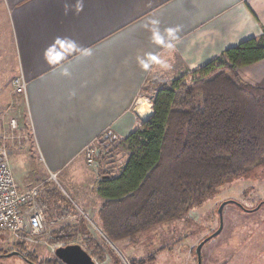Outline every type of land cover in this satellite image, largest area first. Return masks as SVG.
Returning <instances> with one entry per match:
<instances>
[{
	"label": "crops",
	"instance_id": "1",
	"mask_svg": "<svg viewBox=\"0 0 264 264\" xmlns=\"http://www.w3.org/2000/svg\"><path fill=\"white\" fill-rule=\"evenodd\" d=\"M0 17L28 82L39 159L74 204L68 191L85 204L90 180L97 181L94 218L101 226L102 174L117 176L124 166L104 160L152 116L145 89L184 75L190 82V72L261 36L264 0H0ZM238 74L264 90V60ZM96 142L109 146L93 170L85 152Z\"/></svg>",
	"mask_w": 264,
	"mask_h": 264
},
{
	"label": "trees",
	"instance_id": "2",
	"mask_svg": "<svg viewBox=\"0 0 264 264\" xmlns=\"http://www.w3.org/2000/svg\"><path fill=\"white\" fill-rule=\"evenodd\" d=\"M262 60L264 32L190 72V82L184 75L171 83H150L152 116L118 143L128 152L120 173H103L99 183L105 200L99 217L110 241L133 242L159 226L186 221L222 185L264 165V90L238 74V68ZM46 200L53 207L47 216L62 219L77 212L60 191L48 190ZM74 236L64 227L52 243L68 245ZM99 248L88 241L92 257L99 256ZM25 257L32 264H65L32 253Z\"/></svg>",
	"mask_w": 264,
	"mask_h": 264
},
{
	"label": "rangeland",
	"instance_id": "3",
	"mask_svg": "<svg viewBox=\"0 0 264 264\" xmlns=\"http://www.w3.org/2000/svg\"><path fill=\"white\" fill-rule=\"evenodd\" d=\"M172 58L175 59V56ZM18 74L19 66L12 42L8 40L6 30L0 31V146L5 137L11 136L13 120L21 131L29 135L28 140L21 144L13 140V136L10 137L7 143L10 163L21 189L44 185L45 197L41 198L40 207L45 214L53 209L46 200L48 190L62 192L63 187L66 191L68 189L60 177L59 182L51 179L39 159L27 103L13 88V80ZM149 93L150 88L145 89L144 94L148 96ZM93 145L103 151L98 142ZM127 158V150L121 147L105 158L104 165L111 167L115 163L113 167L116 168L125 164ZM90 182L84 196L86 202L88 200L95 206L92 208L86 202L82 203L68 191L77 212L62 219L52 214H49L51 220L49 215L45 216V230L40 237L20 240L0 231V264H32L25 257L30 253L40 260L56 258L55 250L66 244L52 243L53 234L64 227L75 234L68 244H79L87 251L88 241L100 247L99 256L93 257L96 264H264V165L250 168L244 177L222 185L218 194L192 210L186 221L159 226L139 235L133 242L113 243L109 239L110 242H107L108 237H105L102 227L94 218V207H98V204H94L97 181L91 179ZM49 183L54 184L47 187ZM223 203L227 204L220 213ZM218 231L219 234H216ZM207 239L210 240L204 243Z\"/></svg>",
	"mask_w": 264,
	"mask_h": 264
},
{
	"label": "built area",
	"instance_id": "4",
	"mask_svg": "<svg viewBox=\"0 0 264 264\" xmlns=\"http://www.w3.org/2000/svg\"><path fill=\"white\" fill-rule=\"evenodd\" d=\"M27 86L28 82L22 73L14 78L13 88L16 94L26 98ZM10 128L11 136L5 137L6 140L0 147V231L20 240H33L45 230V214L40 200L45 197L46 188L43 184L28 189H21L18 185L10 163L7 141L13 136L12 139L21 144L28 140V135L21 131L15 120L11 121ZM100 153L99 148L94 145L86 149L88 167L99 168ZM57 176L51 174V179L55 180Z\"/></svg>",
	"mask_w": 264,
	"mask_h": 264
},
{
	"label": "water",
	"instance_id": "5",
	"mask_svg": "<svg viewBox=\"0 0 264 264\" xmlns=\"http://www.w3.org/2000/svg\"><path fill=\"white\" fill-rule=\"evenodd\" d=\"M227 203L222 204L220 213H222L223 208ZM219 232L220 231H218L216 234H219ZM209 240L210 239H207L204 243L208 242ZM202 245L198 249L199 252L202 248ZM55 255L57 259L65 264H96L91 254L79 244L60 246L55 250Z\"/></svg>",
	"mask_w": 264,
	"mask_h": 264
},
{
	"label": "bare ground",
	"instance_id": "6",
	"mask_svg": "<svg viewBox=\"0 0 264 264\" xmlns=\"http://www.w3.org/2000/svg\"><path fill=\"white\" fill-rule=\"evenodd\" d=\"M85 160H86V157H85ZM98 162H99V168H100V157H99V159H98ZM86 165H87V162H86ZM88 166V165H87ZM90 168V167H89ZM99 168H97V169H95V170H98ZM92 169H94V168H92ZM61 187V186H60ZM69 245V244H68ZM64 246H66V245H64Z\"/></svg>",
	"mask_w": 264,
	"mask_h": 264
}]
</instances>
